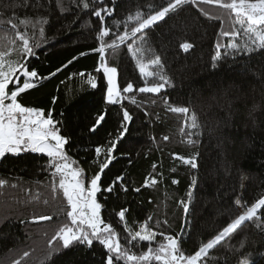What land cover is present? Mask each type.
I'll return each mask as SVG.
<instances>
[{
	"label": "trees",
	"instance_id": "trees-1",
	"mask_svg": "<svg viewBox=\"0 0 264 264\" xmlns=\"http://www.w3.org/2000/svg\"><path fill=\"white\" fill-rule=\"evenodd\" d=\"M79 2L0 0V51L11 47L10 41L17 30L25 31V25L20 24L22 19L30 22L26 28L30 43L40 41V46L34 49L38 55L31 59L30 66L44 78L37 79V87L22 94L20 102L45 113L50 111L53 118L60 122L61 133L70 138L66 150L76 161L75 166L83 169L87 179L99 170L94 148H107L117 140L123 110L126 109L132 120L127 125L124 138L116 143L114 159L102 175V184L112 183L119 175L124 177L123 184L128 191H120L118 198L116 193H98L101 216L112 223L121 242L126 244L127 233L116 213L121 208H127L126 223L133 231L147 223L150 229L159 233L181 235L182 250L190 255L216 234L227 220L264 197V55L260 54L264 50L250 55L237 54L234 62L232 50L226 47L233 38H226L220 33L231 32L239 25H232L228 14L221 9L201 4L205 12L222 18L208 19L191 4H185L175 13H170L171 18L149 29L147 43L143 45L142 62L147 64L159 55L174 87L159 96L138 92L123 94V99L116 105H107L102 72L95 71L99 57L90 51L97 46L93 41L95 17L78 9ZM86 2L91 3V0ZM106 2L111 6L112 0ZM167 2L115 0L114 18L125 21L127 15L136 10H142L147 15ZM9 21L17 28H11ZM107 24L115 31L112 18ZM132 26L133 23L129 22L128 27ZM41 27L44 29L43 39L40 37ZM120 30L123 31V25ZM183 42L192 43L194 48L188 53L182 52L179 45ZM234 42L242 44V35ZM218 43L222 59L213 69L212 56L217 53ZM225 52L229 55L224 56ZM11 58L15 59L16 54L12 53ZM70 60L72 63H68ZM108 63L118 68V83L121 86L129 81L143 86L135 61L126 49L115 57L109 55ZM245 71L247 75H240ZM87 75L96 77L99 85L96 89L87 83ZM225 89L230 97L237 100L233 118L211 138L205 130L201 145L189 146L184 142L186 134L180 131L185 117L168 111V106L164 104L165 96L176 106H185L191 101L200 114L201 122L207 123V109L201 108V98L210 92ZM133 98L136 103H132ZM254 106L258 107L252 111ZM101 113L106 114L104 121L96 132H90L97 115ZM164 136L169 139L165 141ZM220 139L223 140L222 148L217 146ZM197 152L200 154L198 169H190L173 159L174 154L189 157ZM46 160L47 157L31 152L9 154L0 159V180L6 181V186L0 189V264H13L24 251H28L29 256L22 264H42L48 241L66 221L62 211L66 202L59 193L53 199L52 177L43 170ZM153 165L156 167L153 168ZM153 178L158 182L145 187V180ZM244 178H247L249 186L242 189ZM173 179L179 183L173 185ZM193 179L197 180V185L190 204V225L182 227L184 214L178 202L187 200ZM12 184L17 187L12 188ZM135 188H140V191H133ZM237 199L242 202L240 206L235 204ZM40 215H50L53 220L21 223ZM242 239L245 241L243 248L240 247ZM159 242H163L161 236H157L152 246L156 247ZM147 247V242H134L132 250L139 254ZM99 252V248H73L60 257L58 264H100ZM253 262L264 264V221L247 222L240 235L210 250L202 264ZM150 264L157 262L153 260Z\"/></svg>",
	"mask_w": 264,
	"mask_h": 264
},
{
	"label": "snow or ice",
	"instance_id": "snow-or-ice-1",
	"mask_svg": "<svg viewBox=\"0 0 264 264\" xmlns=\"http://www.w3.org/2000/svg\"><path fill=\"white\" fill-rule=\"evenodd\" d=\"M72 2L76 3L77 0H72ZM185 4H191L208 19L222 18L211 16L200 7L201 4L221 9L228 14V20L232 25H239V28L233 27L231 32L222 31L220 33L226 38H233L226 47L232 50L231 56L234 62L237 54L241 56L250 55L259 50H264V0H168L165 6L160 7L159 10L150 11L147 15L142 10H136L134 13L128 14L125 21L114 18L115 0H112L111 6L106 0H91V3L80 0L77 3V8L90 17H95L96 27L93 29L95 32L93 41L97 46L90 51L98 54L99 57L95 71L97 73L102 72L106 86L105 103L107 105H116L118 101L123 99V94L138 92L159 96L168 88L174 87L164 70L165 66L159 55H156L147 64L142 62L143 45L147 43L149 29L156 27L161 21H166V18H171L169 14L175 13ZM109 18H112L115 31L107 24ZM75 22L74 20L73 23ZM129 22L133 23L131 28L128 27ZM8 23L11 28H17L15 23L11 21ZM29 23L28 20L22 19L20 24L25 25V31L17 30L14 39L10 41L11 47L0 51V159L9 154L20 155L25 152L47 157L46 168L43 170L48 171L52 177L53 199H56L59 193L62 194L63 201L66 202V208L62 209L66 221L62 222V226L48 241L42 264H58L60 257L65 255L67 251L73 248L78 249L80 246L89 249L99 248L100 264H150L153 260L157 264H202L203 258L209 255L210 250L221 245L222 242L240 235L244 227L247 226V222L264 221V215H262L264 213V197H262L247 206L243 212L235 215L234 218L227 220L216 234L208 238L189 255L182 250L181 235L159 233L150 229L147 223L133 231L126 223L128 209L121 208L116 213V217L124 224V231L127 233V243H122L120 235L112 223L106 222L102 218V205L98 202L97 194L116 193L118 198L120 191L125 193L128 191L127 186L123 184L124 177L118 175L115 181L105 186L102 184V175L114 159L113 151L116 143L126 135L127 125L130 124L132 116L126 109L123 110V122L117 140L112 141L107 148L104 146L94 148L95 162L98 164L99 170L90 179H87L83 169L75 166L76 161L70 157L66 150L70 138L61 133L58 127L60 122L53 118L50 111L45 113L41 109L24 106L20 102L19 98L22 94L37 87V79L44 78L40 77L38 72L30 66L31 59L38 55L34 49L40 46V41L35 44L30 43V36L26 30ZM121 25H123L122 32L120 30ZM33 28H35L34 25ZM241 35L243 43H235L234 39ZM43 36L44 29L41 27V39ZM109 38L111 39L109 40ZM179 48L182 52L188 53L194 48V45L190 42H183ZM216 48L217 53L212 56L213 69L217 67V62L222 59L221 45L218 43ZM125 49L126 53L135 61L143 86H136L131 81L121 86L118 83V68L109 66L108 56L115 57ZM108 50L111 52L109 53ZM12 53L16 54L15 59L11 58ZM260 54L264 55V52H260ZM228 55V52L224 53V56ZM68 63H72V61L70 60ZM245 68H247L246 65ZM55 74L51 73V75ZM81 75L85 74L81 73ZM240 75H247V72H242ZM87 83L92 89L99 86L96 77L92 75H87ZM236 102V99L228 95L227 89L208 93L200 101L201 108L206 107L207 109L205 115L208 117V122L203 123L200 114L192 106L191 101L185 106H176L170 103L167 96L164 98V104L168 106V111L184 115V127H181L180 131L186 134L187 140L184 142L189 146L201 145L206 134L205 130L211 138L218 129L226 127L227 122L233 118ZM132 103H136L134 98ZM257 107L254 106L252 111H255ZM105 115V113L97 115L94 124L89 129L90 132L97 131L104 121ZM145 115L148 113L145 112ZM249 115L251 116V111ZM185 128L187 129L186 132ZM163 139L167 141L169 137L164 136ZM217 146L223 147L222 139L218 141ZM199 155V152L189 157L174 154L173 159L180 161L190 169H198ZM101 156H104L105 159L101 160ZM155 167L153 165V168ZM157 182L154 178L150 181L146 179L144 186L147 187L149 183L155 185ZM178 183V180H172L173 185ZM196 185L197 180L193 179L187 192V200L178 202L184 214L182 227L190 225V204ZM5 186L6 181L0 180V189ZM11 187L16 188L17 185L12 184ZM133 191L139 192L140 188H135ZM44 202L47 203V200ZM241 203L239 199L235 201L237 206H240ZM229 215L231 216V213ZM148 219L151 220V217ZM52 220L53 217L50 215H40L33 216L27 221L22 220L21 223L34 224ZM165 223L167 222L165 221ZM157 236H161L163 242H159L156 247H153V242ZM134 242H147V250L135 254L132 250ZM244 243L245 241L242 239L241 248L244 247ZM28 256L29 252L24 251L22 257L15 260L13 264H22L24 258Z\"/></svg>",
	"mask_w": 264,
	"mask_h": 264
},
{
	"label": "rangeland",
	"instance_id": "rangeland-1",
	"mask_svg": "<svg viewBox=\"0 0 264 264\" xmlns=\"http://www.w3.org/2000/svg\"><path fill=\"white\" fill-rule=\"evenodd\" d=\"M119 102V101H118ZM249 186V183H248V181H247V178H244V179H242V183H241V187H242V189H244V188H246V187H248Z\"/></svg>",
	"mask_w": 264,
	"mask_h": 264
}]
</instances>
